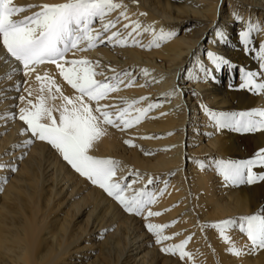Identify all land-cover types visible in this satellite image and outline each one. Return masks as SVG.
Here are the masks:
<instances>
[{
    "label": "bare ground",
    "instance_id": "obj_1",
    "mask_svg": "<svg viewBox=\"0 0 264 264\" xmlns=\"http://www.w3.org/2000/svg\"><path fill=\"white\" fill-rule=\"evenodd\" d=\"M61 2L13 0V6L26 9L14 19L39 11L29 5ZM115 2L126 8L115 10L108 19L125 10L129 19L121 18L112 31H124V24L139 20L142 26H153L156 34L163 29L176 35L151 48L146 47L155 41L151 32L133 34L140 41L135 46L131 38L128 46H121L105 37L91 49H74L66 59L98 61L99 67L91 66L104 73L93 77L100 81L116 73H131L132 86H126L130 81L123 77L119 90L100 101L112 106L108 111L128 108L126 118H134L137 109L158 105L129 128L104 125L106 134L89 154L119 161L118 178L138 176L132 187L146 185L153 191L157 199L150 210L162 215L146 218V212L144 216L127 213L114 198L75 172L47 142L35 139L25 145L31 134H22L27 125L12 119V114L18 116L22 108L34 111L41 97L46 107L58 109L67 104L64 97L75 103L79 93L55 64L46 62L27 76L13 71L17 62L0 46V57H4L0 59V164L7 165L0 168V264H264V250H251V241L238 228L226 234L243 251L239 256L228 251L231 245L219 229L210 226L264 213V180L232 185L214 164L220 159L253 157L264 149V131L220 129L208 115L209 110L264 109V94L240 89L242 73L232 67L215 70L214 78L202 71V66L213 67L208 52L227 58L237 68L257 70L259 61L254 52L241 46L239 33L250 23L264 28V0ZM94 26L100 28L99 23ZM252 36L256 43L264 42V31H253ZM79 47L87 48V44ZM157 70L168 72V77L155 79ZM85 102L97 107L94 100L85 98ZM53 115L58 119L59 111ZM150 179L154 180L151 185ZM149 222L172 225L164 235L174 239L156 243L145 227ZM188 237L185 251L192 256L181 259L179 253L161 251L164 245L179 244Z\"/></svg>",
    "mask_w": 264,
    "mask_h": 264
},
{
    "label": "snow or ice",
    "instance_id": "obj_2",
    "mask_svg": "<svg viewBox=\"0 0 264 264\" xmlns=\"http://www.w3.org/2000/svg\"><path fill=\"white\" fill-rule=\"evenodd\" d=\"M28 7L39 8V11L22 19H14L17 13L26 9L13 6V0H0V46L6 49L9 58H14L17 62L18 66L14 67L13 71L22 72L27 76L35 72L39 65L46 62L55 64L68 84L79 92V96L75 98V103L72 99L64 97L67 104L58 109L46 107L45 100L41 97L40 103L33 105L34 111L22 108L18 116L12 114V119L18 118L27 125L22 130V134H31L25 145L34 143L35 139L47 142L62 155V158L75 172L102 189L109 197L114 198L127 213L144 216L146 212V218L162 215L160 212L150 210V206L156 203L157 199L153 191L147 187L135 189L132 187L136 183L135 180L128 182L126 177H117V172L120 170L119 161L89 154L95 142L106 134L104 125L122 127V130L129 128L139 123L148 111L158 105L137 109L139 114L134 118H126L129 116L128 108L119 109L118 112L108 111L107 109L112 106L101 104L100 101L109 92L119 90L123 77L129 78L130 82L126 86H132L134 81L131 80V73H116L113 77H106L104 81L96 80L93 77L104 75L102 71L96 72L91 66L94 64L99 67L98 61L92 62L86 58L69 60L66 56L74 49L85 51L96 47L105 37L109 42L121 46H128L129 38H131V44L135 46L140 43L135 36L141 35L142 32H151L155 41L146 46L151 48L159 47L160 42L170 40L176 33L174 31L165 32L161 29L159 34H156L153 26H142L139 20L124 24V31H112L120 23L121 18L129 19L126 10L121 11L115 19H108L115 10L126 8L125 5L115 0H63L61 3H45ZM140 15H146V13ZM97 23L100 25L99 29L94 26ZM129 28L131 31L125 35V31ZM253 31H264V28L258 26L254 28L250 23L246 30L239 33V41L246 51L255 53V58L259 61L257 70L237 68L227 58L208 52L207 59L211 61L213 67L202 66L205 76L214 78L212 73L215 70L232 67L234 71L242 73L240 89L264 94V42L256 43L252 36ZM217 35L221 39L224 38L223 33ZM83 43L87 44V48L79 47ZM3 58L0 57V59ZM112 71L115 72L114 69ZM257 78H260L261 82H257ZM36 79L40 80L41 77L37 75ZM24 90L29 91V95L32 94L30 90ZM85 98L96 101L97 107H91L85 102ZM20 99L23 101L25 98L21 96ZM28 103L32 102L28 101ZM132 103H139V101ZM54 110L59 111L58 119L53 115ZM208 115L214 126L220 129H232L242 133L264 131V109L240 112L209 110ZM126 143L131 144V141H126ZM214 164L224 181L232 185L251 184L257 179L264 180V149L257 150L251 158L220 159L214 161ZM5 167L7 165L0 164V168ZM254 169L261 171L257 172ZM12 170L18 169L13 168ZM153 183V179L148 181L149 185ZM2 190L0 188V191ZM171 226L151 222L145 225L158 244L174 239V236L164 235V230ZM210 226L220 230L222 239L231 245L228 249L230 253L238 256L244 254L241 249L236 248L231 237L226 234L231 228H238L241 233L247 235L251 241V250H264V213L242 216L238 221L228 219ZM190 240L191 237H188L179 244L164 245L161 251L173 255L179 253L181 259L192 256V253L185 251Z\"/></svg>",
    "mask_w": 264,
    "mask_h": 264
},
{
    "label": "rangeland",
    "instance_id": "obj_3",
    "mask_svg": "<svg viewBox=\"0 0 264 264\" xmlns=\"http://www.w3.org/2000/svg\"><path fill=\"white\" fill-rule=\"evenodd\" d=\"M157 71H159V70H157ZM154 72L155 74L156 73H158V72ZM153 73V74H154ZM160 73V74H159ZM159 73L158 74H156V75H158V77H156L155 79H160L161 77H163V78H167L168 76H167V74H168V72H164L165 73V75L162 73V72H160L159 71ZM185 73H186V71H185ZM185 73H183V74H185ZM164 76H166V77H164ZM78 92V91H77ZM79 93V92H78ZM184 96V95H183ZM158 100V99H157ZM189 116H191V120H192V118H194V117H192L193 116V112L191 111L190 113H189ZM190 118V117H189ZM186 141V139L184 140V142ZM185 145V144H184ZM132 175L133 174H131V175H127V176H125L126 178H127V181L129 182V181H131V180H136L137 179V177H134V178H132ZM144 185V184H143ZM142 185V186H143ZM146 187V185H144V187L143 188H145ZM150 187V186H149Z\"/></svg>",
    "mask_w": 264,
    "mask_h": 264
}]
</instances>
